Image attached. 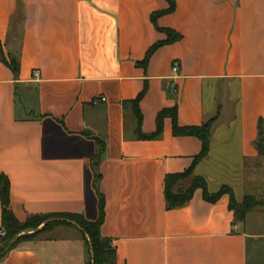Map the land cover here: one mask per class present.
Wrapping results in <instances>:
<instances>
[{"label": "crops", "instance_id": "crops-1", "mask_svg": "<svg viewBox=\"0 0 264 264\" xmlns=\"http://www.w3.org/2000/svg\"><path fill=\"white\" fill-rule=\"evenodd\" d=\"M165 31L178 39L166 43ZM209 120V152L175 193L198 177L210 195L259 200L264 0H0V176L18 222H96L101 195L113 264H264L262 204L238 221L229 195L210 203L196 189L167 208L166 178L202 151L174 127ZM89 258L73 225L18 244L0 264Z\"/></svg>", "mask_w": 264, "mask_h": 264}, {"label": "trees", "instance_id": "trees-1", "mask_svg": "<svg viewBox=\"0 0 264 264\" xmlns=\"http://www.w3.org/2000/svg\"><path fill=\"white\" fill-rule=\"evenodd\" d=\"M173 4L169 12L173 11ZM168 36L166 43L174 42L178 36H174L171 32L165 31ZM157 46L150 50L148 56L155 50ZM166 113H162L159 118L161 119ZM215 120H209L201 127H192L180 129L174 127V134L176 136H192L198 138L202 143V151L200 155L194 159L191 167L183 174L172 175L166 178L165 182V199L168 209H175L184 206L192 197L196 189L203 191L204 199L207 202L215 203L223 195H229V210L234 213L236 220L243 221L245 216L258 205H261L256 199L246 197L242 204L236 203L232 192L228 188H222L217 194L210 195L207 190L206 182L202 178H194L191 187L184 191L173 193L172 189L179 181L187 179L193 175L194 169L209 152V139L211 129ZM256 149L261 157H264V129L260 125L259 138L256 142ZM96 183L100 177L95 174ZM100 198V216L96 222H88L79 215H58L53 217H34L29 218L25 223H20L13 215L10 208V193L9 182L6 178L0 176V204L2 207V218L0 232H4V236L0 237V245L3 248L0 252V257L5 256L9 251L14 249L18 244L26 241H31L38 238L41 234L47 233L60 226H73L76 225L83 234L87 241L88 248L90 249V258L87 264H113V250L111 243L101 235V226L104 220L103 213V198ZM47 224L40 231H36L44 223ZM33 231V233H29ZM20 236V237H19Z\"/></svg>", "mask_w": 264, "mask_h": 264}, {"label": "rangeland", "instance_id": "rangeland-1", "mask_svg": "<svg viewBox=\"0 0 264 264\" xmlns=\"http://www.w3.org/2000/svg\"><path fill=\"white\" fill-rule=\"evenodd\" d=\"M176 184H175V186L173 187V189H172V192L173 193H175V192H177L176 191ZM259 200H256L257 202H259L260 204H262L263 206H264V184L262 185V188H261V191H260V196H259V198H258ZM47 224V222L46 223H44L42 226H40L36 231H34V232H37V231H40L41 229H43V227L45 226ZM29 233H33V231H31V232H29ZM42 236H45V235H42ZM20 237V236H19ZM40 237V236H39ZM3 248V245L1 246L0 245V252H1V249Z\"/></svg>", "mask_w": 264, "mask_h": 264}, {"label": "built area", "instance_id": "built-area-1", "mask_svg": "<svg viewBox=\"0 0 264 264\" xmlns=\"http://www.w3.org/2000/svg\"><path fill=\"white\" fill-rule=\"evenodd\" d=\"M172 72H173L174 74H176V73L178 72V64H175V65L173 66V68H172ZM34 77H35V78H38V77H39V72H38V71H36V72L34 73ZM102 101L105 102V99H102ZM3 236H4V232H0V237H3Z\"/></svg>", "mask_w": 264, "mask_h": 264}, {"label": "water", "instance_id": "water-1", "mask_svg": "<svg viewBox=\"0 0 264 264\" xmlns=\"http://www.w3.org/2000/svg\"><path fill=\"white\" fill-rule=\"evenodd\" d=\"M76 226V225H75ZM77 227V226H76Z\"/></svg>", "mask_w": 264, "mask_h": 264}]
</instances>
